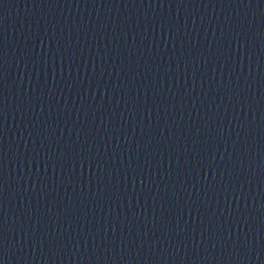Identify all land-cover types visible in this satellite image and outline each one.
<instances>
[{
  "label": "water",
  "instance_id": "95a60500",
  "mask_svg": "<svg viewBox=\"0 0 264 264\" xmlns=\"http://www.w3.org/2000/svg\"><path fill=\"white\" fill-rule=\"evenodd\" d=\"M0 264H264V0H0Z\"/></svg>",
  "mask_w": 264,
  "mask_h": 264
}]
</instances>
